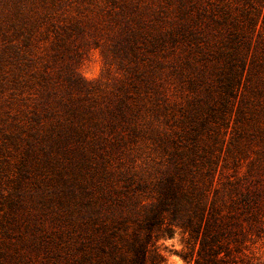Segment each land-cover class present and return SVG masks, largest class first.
Masks as SVG:
<instances>
[{"label":"trees","instance_id":"16d2710c","mask_svg":"<svg viewBox=\"0 0 264 264\" xmlns=\"http://www.w3.org/2000/svg\"><path fill=\"white\" fill-rule=\"evenodd\" d=\"M176 1V24L166 31L147 28L137 14L117 13L120 34L111 51L122 67L125 60L138 66L148 59L150 82L164 65L159 58L179 50L170 67L202 93L179 129L153 127L143 135L167 155L158 175L129 171L115 177L104 168L108 174L92 172L90 184L68 186L80 198L70 264H166L157 242L178 228L187 236L181 256L188 264H250L249 241L263 232L264 45L252 49L254 33L261 34L257 19L237 13L232 0ZM66 80L70 94L92 90L75 70ZM128 97L99 118L71 104V97L61 98L59 115L69 123L61 122L58 135L89 144L106 163L143 133ZM227 118L235 122L232 131ZM242 159L249 160L246 173L220 181L231 160L237 166ZM10 195L2 193L3 204ZM6 203L10 210L17 205Z\"/></svg>","mask_w":264,"mask_h":264},{"label":"rangeland","instance_id":"374dc122","mask_svg":"<svg viewBox=\"0 0 264 264\" xmlns=\"http://www.w3.org/2000/svg\"><path fill=\"white\" fill-rule=\"evenodd\" d=\"M232 1L237 13L245 17L251 12L257 19L261 34L254 33L252 49L260 50L264 45L263 0ZM174 2L0 0V264H70L80 207V198L67 192L70 184L77 188L80 181L90 184L92 172L102 174L104 168L115 177L129 171L147 178L159 174L167 155L143 135L153 127L179 129L180 120L202 92L194 91L186 75L170 67L179 50L161 56L163 67L147 82L150 72L144 64L148 59L138 61V66L125 60L122 67L111 47L120 34V25L114 21L117 13L137 14L147 28L166 31L176 24ZM72 70L89 83L90 93L68 92L66 76ZM125 93L131 96L127 102L143 133L137 141L127 142L122 152L108 155L106 163L95 157L89 144L65 141L58 135L63 131L61 122L69 123L59 115L61 98L71 97V104L99 118L102 112L109 117L110 108ZM226 121L232 131L234 120ZM248 163L242 159L235 166L231 160L227 176L220 181L243 176ZM16 186H20L18 192ZM2 193H11L6 202L15 201L14 210L2 203ZM262 227L263 232L249 241L245 251L250 264H264ZM186 237L178 228L172 236L158 240L166 264H188L181 256Z\"/></svg>","mask_w":264,"mask_h":264},{"label":"clouds","instance_id":"9594fccd","mask_svg":"<svg viewBox=\"0 0 264 264\" xmlns=\"http://www.w3.org/2000/svg\"><path fill=\"white\" fill-rule=\"evenodd\" d=\"M181 264H182V262H181Z\"/></svg>","mask_w":264,"mask_h":264}]
</instances>
